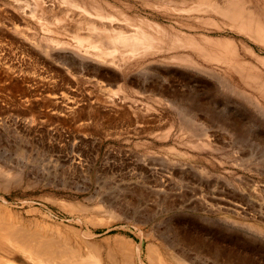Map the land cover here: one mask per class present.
Segmentation results:
<instances>
[{
	"label": "rangeland",
	"instance_id": "374dc122",
	"mask_svg": "<svg viewBox=\"0 0 264 264\" xmlns=\"http://www.w3.org/2000/svg\"><path fill=\"white\" fill-rule=\"evenodd\" d=\"M87 1L0 0V184L19 174L0 211L92 232L103 255L160 230L202 264H264V0H240L250 29L197 0ZM98 15L153 44L97 57L79 38ZM111 205L147 223L86 221Z\"/></svg>",
	"mask_w": 264,
	"mask_h": 264
},
{
	"label": "bare ground",
	"instance_id": "6f19581e",
	"mask_svg": "<svg viewBox=\"0 0 264 264\" xmlns=\"http://www.w3.org/2000/svg\"><path fill=\"white\" fill-rule=\"evenodd\" d=\"M197 1H199L198 5H199L200 10L208 11L209 13L219 14L222 17L226 16L225 18L227 19L229 17L230 21L232 20L233 22L235 21L236 25L237 23L241 24V26H243V29L244 28L250 29L248 25L249 24L252 25V23L257 20L255 16H258V15L254 11H251L250 9H248V7H245L240 0H208V1L207 0H197ZM64 2L65 3L67 2L70 8L71 7H76L75 9L80 8L76 0H64ZM87 2L88 4H91V5L86 4L85 6L87 8L91 7L93 10L97 12L96 14H100L101 9L97 8L96 5H93V1L90 0ZM71 9L74 10L73 8ZM81 9L83 8L81 7ZM33 11H29V13L30 12L32 13ZM33 13L36 15V12H33ZM101 14H103V12ZM100 15L98 16L102 20L103 16H100ZM38 17L42 18V16H38ZM104 17L106 16L104 15ZM106 19H103L99 23H94L90 21L82 22V24L86 25L88 35L79 38V42L80 43L84 42V44L88 43L89 45L98 48V51L100 53L95 51L94 49L93 51L95 52H93L91 49L93 53H98V55L93 54L95 57L97 55V57H100V58L102 57L103 59V57L107 58L110 55L112 51L108 52V49H104L107 44L112 45V47L114 46L112 49L115 48V45L117 46L121 44L124 47V49L129 48L130 49L129 51L131 52L133 51V53H136V51L138 53V51H141L147 46H150L151 44H153L151 43L152 42L151 35H149L147 32H145L140 27L137 28V30H135V34H131L127 30H124V28L122 29L120 28V26L119 27L115 26L110 21H106ZM112 19H115V18L112 17ZM124 19L126 18H122V20ZM44 21H47V19H45ZM129 23L127 22V25ZM43 25H41L42 28L45 27ZM77 25H78L77 28H80V25H81L80 22ZM46 28L47 27H45L44 29ZM78 35L80 36L79 31L75 32L76 38ZM117 49L118 47L116 48V50ZM122 51L124 52V50ZM125 51L127 52L128 49H125ZM107 54L108 56H105ZM120 54L122 55L121 51H120ZM121 55L119 56L120 59L123 58V55L122 57ZM0 172L2 173L3 171L0 170ZM7 172L9 173V171ZM7 172L5 173V175L7 174ZM1 173L0 175H2ZM16 174L18 173L16 172ZM16 174H13V176L15 175L14 176L15 180H17L18 175H19L18 174L16 176ZM7 176L4 177V179L6 178L7 180L8 177H11L12 175L8 177ZM8 180L7 182H4V183L2 182V184L0 185H2L3 188H7L8 185L10 186L9 182H11V180L9 182ZM15 180H12V181L14 182ZM12 185L13 184H11V186ZM3 190H6V189H3ZM52 203L55 204V202H52ZM56 204L59 205V209H61V211L65 210V212L67 211V213L68 212L70 213L73 211H76L78 213V211L80 212V209H81L80 207H82L79 204L74 203V202H62L61 201V203H56ZM57 205L56 207H58ZM111 207L112 205L107 206L105 210L103 209V211L102 210L101 212L99 211L100 213L98 214H95V215L90 214L91 215L90 217L88 215V218H86V221L90 224H94V223H97L99 220H102L104 217V219L109 220L108 224H114V223H119V222H126L129 224L134 223L136 227H139V229L141 226H144L147 223V220H145V218H142V216L140 218H134L133 216H130L128 214L125 215L126 211L124 214V212L121 211L122 210L121 207L118 210L121 209L120 212H123L122 213L123 215L117 214L116 212L112 210ZM82 210L84 211V208H82ZM125 216H128V217H125ZM164 222L167 224L169 221L166 220ZM60 226L59 225L51 226L49 224H45V223L38 222V221H34V222L28 221V220L23 219L22 217H19L18 215H14L10 213L9 211L5 209L1 210L0 211V264H202L197 254L198 250L195 251L196 249L195 250L192 249L195 251V253L193 254L187 248H185L184 245H182L183 241L182 242L180 241L181 244L180 242H177L179 243L177 244L173 241L175 240V237H177L176 236L177 234L174 235V233L169 232V231L174 232L172 228L170 227L169 228L171 230H169V228L168 229L165 228V229L168 230L167 233L169 232V234L171 233V235L175 236V237L172 236L174 238L172 240H171L172 238L171 235L169 236L171 237L170 240L172 242L167 241L169 240L168 239L169 237L168 238L165 237L167 235L165 236L162 235L163 231L161 232L162 234L161 233L159 234L160 230L157 231V234L155 233L156 231L152 232V230L151 232L150 230L147 232L141 231V233H139L140 234L139 243H133L131 239H127L123 235H116L113 237L112 245L108 248V250L103 255L99 251V247L95 242L84 240L85 236L91 235L92 232L84 231L80 233V231H78L75 228L64 226L63 227L64 229H63ZM161 226L165 227L163 225ZM166 226L168 227V225ZM165 233H166V230H165ZM183 235L185 236L186 234H183ZM185 240L186 239H184V242ZM198 241H201V238ZM145 242L146 244H144ZM205 242L203 241V244L209 246V243L206 244ZM194 243L195 245L193 248H195V246H198L197 242L194 241ZM201 244L202 243L200 242V245ZM203 248H206V247H203ZM210 248L209 247L206 248L207 249L206 252H208V249ZM214 248H216V246Z\"/></svg>",
	"mask_w": 264,
	"mask_h": 264
}]
</instances>
